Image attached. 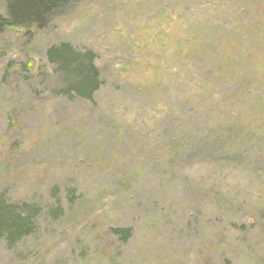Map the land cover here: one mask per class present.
Returning <instances> with one entry per match:
<instances>
[{
    "label": "rangeland",
    "instance_id": "rangeland-1",
    "mask_svg": "<svg viewBox=\"0 0 264 264\" xmlns=\"http://www.w3.org/2000/svg\"><path fill=\"white\" fill-rule=\"evenodd\" d=\"M62 43L95 54L91 98ZM1 194L41 212L0 264H264V0H80L5 29Z\"/></svg>",
    "mask_w": 264,
    "mask_h": 264
},
{
    "label": "trees",
    "instance_id": "trees-1",
    "mask_svg": "<svg viewBox=\"0 0 264 264\" xmlns=\"http://www.w3.org/2000/svg\"><path fill=\"white\" fill-rule=\"evenodd\" d=\"M80 0H6L7 17L0 16V33L7 28H44L49 19L63 12L69 5ZM49 61L58 66L70 82L75 80L77 94L91 98L99 88V70L94 64L95 54L91 51H76L72 45L62 43L53 46L47 52ZM0 195V240L3 238L9 245L33 234L37 228L35 221L40 208L34 204H10ZM116 233L128 237L130 229H114Z\"/></svg>",
    "mask_w": 264,
    "mask_h": 264
}]
</instances>
